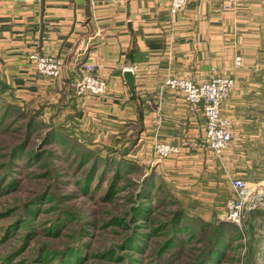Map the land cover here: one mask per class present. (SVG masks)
Returning <instances> with one entry per match:
<instances>
[{"label":"crops","instance_id":"crops-1","mask_svg":"<svg viewBox=\"0 0 264 264\" xmlns=\"http://www.w3.org/2000/svg\"><path fill=\"white\" fill-rule=\"evenodd\" d=\"M33 53L61 59L60 77L38 74ZM86 64L107 83L104 95L77 94ZM217 75L235 79L222 107L241 126H230L233 141L216 161L204 144L202 104L190 107L168 82ZM0 77L18 103L42 101L50 114L61 112L63 126H93L97 143L113 146L126 128L139 126L140 157L156 158L149 161L192 202V216L223 214L234 178L251 194L264 193V0H237L228 9L221 0H190L178 15L167 0H0ZM161 144L177 149L169 168L151 151Z\"/></svg>","mask_w":264,"mask_h":264},{"label":"rangeland","instance_id":"rangeland-1","mask_svg":"<svg viewBox=\"0 0 264 264\" xmlns=\"http://www.w3.org/2000/svg\"><path fill=\"white\" fill-rule=\"evenodd\" d=\"M233 80L226 100L236 88ZM243 87L250 88L249 84ZM222 105L216 125L229 130L241 126L229 106L226 113ZM46 107L42 101L20 104L12 90L0 101V264H59L66 256L73 264H197L207 243L198 241L203 237L199 227H187L185 218L178 223L179 230L183 223V231L176 236V246L157 257L171 231L163 225L180 206L192 216L193 205L173 191L167 172H156L154 160L149 161L153 156L140 157L132 143L137 141L139 126L126 128L110 146L95 142L93 126H63L61 112L50 114ZM33 116L37 118L27 126ZM24 140V147L16 149ZM169 147L172 152L157 159L164 168L170 167L168 161L177 152ZM210 150L216 161L223 156ZM151 151L157 154L156 147ZM152 174L155 188L149 199L141 200L143 179ZM248 191L241 227L224 221L225 212L213 220L201 218L238 230L223 239L220 258L216 256L212 264H264V219L256 216L257 211L264 212V193ZM143 201L151 216L135 221L133 208Z\"/></svg>","mask_w":264,"mask_h":264},{"label":"built area","instance_id":"built-area-1","mask_svg":"<svg viewBox=\"0 0 264 264\" xmlns=\"http://www.w3.org/2000/svg\"><path fill=\"white\" fill-rule=\"evenodd\" d=\"M190 0H167L168 9L172 15L184 12ZM225 8H230L236 4L237 0H221ZM30 60L35 71L43 76L58 78L62 72L63 62L53 56H41L33 53ZM241 65V59L236 58V67ZM84 74L76 84L77 94L81 96H102L107 90V83L94 74V67L86 64ZM168 84L175 89H179L184 94V100L194 109L203 105L204 116L206 117L204 144L212 149L216 155H222L227 151L233 141L231 130L227 126H217L219 120L220 107L228 98L234 88V80L231 77H211L201 84L193 83L187 79H172ZM172 152L169 145H157V159L161 160L168 153ZM233 196L227 204L224 221H228L235 226L241 227L245 205L248 200L249 191L244 180L234 178L231 180ZM221 219V218H220Z\"/></svg>","mask_w":264,"mask_h":264},{"label":"trees","instance_id":"trees-1","mask_svg":"<svg viewBox=\"0 0 264 264\" xmlns=\"http://www.w3.org/2000/svg\"><path fill=\"white\" fill-rule=\"evenodd\" d=\"M11 91V88L6 84V82H3L0 79V101L2 99H4V96H6V93ZM37 118V116H33L31 118V120L28 122L27 126H32V121L35 120ZM53 134V133H52ZM67 138V137H65ZM27 140H24V142L20 145H18L19 147H17L16 149H22V147H24V145L26 144ZM70 141V139H69ZM76 143V142H75ZM132 143H137V141L132 142ZM80 145H78L79 147ZM19 151V150H18ZM85 155L84 157L88 156V152H86L85 150ZM39 156V154H37ZM128 164L126 163L125 165L126 168H128ZM95 166V165H94ZM94 166H93V171H94ZM120 170V168H119ZM127 172L129 170H126ZM119 172V171H117ZM118 177V174H116L115 179ZM154 185H155V174H152L151 176H146L143 179V185H142V190H141V194H140V199L146 201L147 199H149V196L151 195V192H153L154 190ZM114 186L111 188H109L110 192L113 191L114 192ZM160 189V188H159ZM144 201L137 207V208H133V220H137V217H143L144 219H147L148 217L151 216L150 211L147 212V210H145V206H143ZM146 212V213H145ZM150 214V216H149ZM256 216H259L261 218L264 219V212H259L257 211ZM187 219L189 224L187 227H190L191 225H195L197 227H199V233L201 236L200 240H198L200 243H207V246H204V248L201 250L202 255L201 257H197L196 258V262H198L197 264H212V262L214 261L215 257H219V253L222 252L225 244H223V239L224 238H232L234 236V234L236 232H238V230L236 229V227L234 225H230V224H226L224 222H205L203 221L201 218L199 217H194L191 216L189 214H185L184 210L181 209V206L179 208H177L174 213H173V217L171 218L170 222H167V224H164L163 227H170V235L169 237L164 240L163 244L160 246V248L157 251V257L160 259L161 257H163L164 254H166V252H168L169 249L173 248L174 246H176V236L180 235L179 233H181L183 230V223H182V228L179 230L178 227L181 224H178L180 222V220L182 219ZM162 227V226H161ZM72 248H70L69 250H71ZM74 249V248H73ZM66 254V253H65ZM68 255V254H67ZM81 258L83 257L80 253L79 255ZM67 259L61 260L59 264H73L74 260L70 257V256H66ZM80 258V259H81ZM199 258V259H198ZM220 258V257H219ZM2 260V259H1ZM73 260V261H72ZM79 259H76V261H78ZM220 260V259H218ZM219 264V263H217Z\"/></svg>","mask_w":264,"mask_h":264},{"label":"water","instance_id":"water-1","mask_svg":"<svg viewBox=\"0 0 264 264\" xmlns=\"http://www.w3.org/2000/svg\"><path fill=\"white\" fill-rule=\"evenodd\" d=\"M124 79H125V83L126 86L129 88L130 93L132 94V96H136V92H135V78H134V74L131 70L125 71L124 72Z\"/></svg>","mask_w":264,"mask_h":264}]
</instances>
